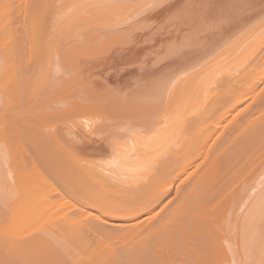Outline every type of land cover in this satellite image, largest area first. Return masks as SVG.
<instances>
[{"label": "bare ground", "instance_id": "6f19581e", "mask_svg": "<svg viewBox=\"0 0 264 264\" xmlns=\"http://www.w3.org/2000/svg\"><path fill=\"white\" fill-rule=\"evenodd\" d=\"M9 1L5 5L3 3V6H7L6 4L9 3L8 6L12 8L11 3L17 0ZM27 1L29 0L25 2ZM78 1L80 2V0H76L77 3H75L72 0L75 4H78ZM87 1L85 0L87 6L85 2H81L80 5H77L79 7L77 9H75L76 5L73 4V6L70 2L68 7L71 8L72 5V9H66L72 14H74L73 10L79 14V10L82 11L87 7L94 12L92 9L94 6L99 9L103 3H107L103 0L98 7L94 2L97 0L91 1L94 2L93 6L91 5L93 3L88 4L90 1L88 3ZM34 3L37 9L40 7H44V10L45 8L49 9L47 0H33L32 4ZM84 4L86 8L82 6ZM8 6L6 7L7 10L10 9ZM21 6L23 7V5ZM30 6L33 7L34 5L30 4ZM6 8L2 7L3 10H1L0 7V15L8 12L4 11ZM14 8L15 11H13ZM16 8V6L13 7L12 12H16ZM88 8L87 11L85 10L86 12H90ZM35 10L31 11L33 13L43 11L42 9L36 10L37 12ZM31 11L28 12L30 13L29 20L31 19L30 22L34 26L29 21L27 24L32 26L29 29H33L31 34L33 33L35 38L40 36L38 35L40 30L46 33L49 26L44 27L45 23H42V26L41 21L38 22L41 19L45 21L46 17L45 19L42 18L43 12L42 15L39 13V16L31 17ZM56 11L54 14H57ZM83 14L78 16L84 17ZM2 16H0V20L4 21L1 19ZM10 16L12 17L13 14ZM11 17L8 21L6 16L5 20L8 22L6 21L5 26L7 29H11L8 26L13 27V22L10 23L13 18ZM27 17H29L28 14ZM67 17L65 20H69V22L77 18L72 19L70 17L72 19L70 20ZM112 17L109 18L111 21L117 18L116 16ZM124 18L127 20V16ZM103 20L102 24H105L103 22H107V20ZM118 21L116 19V22L110 24H118ZM97 22L99 21L94 23ZM99 23L101 27L105 26H102L101 21ZM38 24L39 26H37ZM110 24L108 23V27ZM27 27L29 26L27 25ZM33 27L38 32L37 35ZM1 28L3 30L2 26ZM9 31L6 32L9 34ZM43 34L41 38H45L46 35L43 37ZM46 34L48 37V32ZM55 34L51 35V37L54 35V39ZM73 37L71 42L74 40ZM82 37L84 36L82 35ZM39 39L36 40L35 38L36 43L34 40L33 42L31 39L28 40L31 44H36L38 47L34 46V48L39 50L37 52L31 45V55L30 52L26 51L24 45L23 49L32 58L37 55L36 53L33 54V49L39 54L40 50L44 48L41 46L45 44L46 49L44 48L41 52L47 51V49L49 52L47 51V55L43 52L39 54L41 58L42 54L46 56L51 54L50 48L56 45L51 46L49 44L51 41L49 40L48 43L46 39H41L46 42L44 44L40 40L41 45L38 42ZM4 40L6 41L7 37ZM4 40L1 42L5 43ZM10 42L11 45H8V50L10 49L11 53L14 49L16 52L20 50L19 53L22 54L25 52L24 50L21 52L22 49L17 48L18 51L16 49L21 43L13 42L12 45V39ZM68 44L70 45V42ZM93 45H96L95 42ZM9 46L11 47L9 48ZM48 46L51 47L48 48ZM185 46L186 52L183 51L186 55L184 54L183 58L178 56L180 58L177 57L176 60L171 59L170 51L172 50L171 55L173 57V52L177 48L169 49V47L166 63L165 60L162 61L166 59L165 55L164 58H156L157 62L154 60L155 62L140 63L142 65L141 73L136 72L135 68L136 74L132 73V70H128L131 71L129 75L133 74V78L125 74L130 77L128 79L132 78V81L126 79L123 73L125 76L123 81L125 93L123 95L124 100L120 103L123 107L122 109L120 107L121 110L118 115L112 110L116 116L113 115V112H111L112 114L109 113L110 116L112 115L111 117L116 118L115 121L110 122L114 118L106 117L98 123L99 107L87 108L79 116L75 127L71 126V128H76L77 132L70 128V134L73 137L69 136L77 143L71 142V139H68L69 136L65 137L64 140L62 136L65 133L62 136L60 133L64 140L62 143L67 142L66 139H68V142L70 140L69 143L74 144L71 147L68 142V145L65 143L71 149L59 145V148L44 150V147L36 143L35 149L31 150V154L27 156V152L21 146L22 151H17L18 153L13 158L14 164H16H13L15 168L12 165V169L8 167L9 171L7 167L3 170L6 162L4 161L5 158L0 156V200L4 199L5 201L6 196L10 197L9 205L11 207L8 208L9 211L15 210L19 217L16 216L19 219L22 218L21 221L18 218L19 221H17L15 218L17 221H15L16 228L15 225L11 226V230L7 227L6 231H10L9 233L3 229L8 223L1 228V232L4 231L7 234L3 239H8L11 242V249L15 252L21 250L19 257L22 259L19 261L20 258L18 257L19 262L16 261V264H264V0H210L207 2L204 0H186ZM2 49L6 51L7 48ZM76 49L78 48L76 47ZM145 49L147 50L148 47ZM52 51L51 56H54L55 51ZM16 52H13L15 56L10 53L11 58L6 57V59H12L8 61L12 63L13 69L10 66V69H5L7 65L5 68L4 65L0 68L2 69L1 72H3V68L5 69L6 75L9 72L14 73L15 76L17 74L19 76V73L23 75L20 70H25H22V67L24 68L28 62L24 60L26 63H23L26 65L22 63L23 66L21 67L17 61L21 55ZM72 53L74 52L72 51ZM46 56L45 59H47ZM21 58L23 59V57ZM4 59L5 57L1 61ZM14 59L16 63H14ZM49 61L46 65H49ZM42 62L45 64L43 60ZM51 62L56 65V60ZM4 63L2 62V64ZM15 64L21 69H15L13 67ZM61 64L60 62L57 67L60 68ZM11 69L12 71L8 72ZM14 69L15 72L18 71L19 73L16 72L15 74ZM121 71L124 72V69ZM4 72L3 74H5ZM3 74L0 79L4 76ZM115 76L117 77V75ZM40 77L43 78V75ZM4 80L7 81L8 79L2 81L4 82ZM2 81L0 83L4 84ZM11 81L10 83L9 81L6 82V84L9 83L8 86L10 87L13 84ZM58 83L59 81L57 85ZM2 86L4 87V85ZM116 86L120 87L117 84ZM49 87L51 86L49 85ZM132 88L133 90H131ZM111 90L110 93L113 91ZM0 91L4 92V90ZM80 93L81 91L77 94L80 95ZM42 94L44 93L42 92ZM48 94L50 93L48 92ZM94 97L96 96L94 95ZM7 99L9 100V98ZM56 105L58 106L57 103ZM56 105L55 109L57 108ZM47 106L46 110L48 109ZM62 108L60 107V109ZM107 109L104 108V111L109 112ZM0 113L2 112L0 111ZM62 113L65 114V112ZM11 114L13 115V113ZM16 114L14 113V116ZM105 120L110 122L109 126L106 125ZM57 126V129H61ZM115 126L119 127L118 130ZM45 129L48 128L45 127ZM59 129L57 130L58 133ZM66 129L68 128L66 127ZM56 135L59 136V134ZM4 178L6 179L4 180ZM173 193L177 196L176 198H172ZM58 208L61 210L69 209L71 212L67 213L66 210V213L61 211V215L60 213H56V215L54 211H57ZM32 220L34 222L38 220V223L40 221L39 224L43 225H39L40 230H38L35 227L38 223L33 224L34 226L31 227L32 229L35 227L36 231L29 234L32 230L27 232L28 225H31ZM7 221L10 222L11 220ZM111 221H117L121 224L118 226L113 223L114 227L108 226L107 224ZM25 230L26 233L23 232L20 234L21 236H16L17 233L15 232L20 233ZM3 234L1 233V235ZM24 234L27 235L23 236Z\"/></svg>", "mask_w": 264, "mask_h": 264}, {"label": "rangeland", "instance_id": "374dc122", "mask_svg": "<svg viewBox=\"0 0 264 264\" xmlns=\"http://www.w3.org/2000/svg\"><path fill=\"white\" fill-rule=\"evenodd\" d=\"M1 1H4V0H1ZM0 1V7H1V10H3L2 9V7L3 8H6L8 5H9V3H7L6 5L7 6H3V3H4V5H5V3L6 2H10L9 0L7 1H4V2H1ZM14 1V0H13ZM19 1V2H18ZM22 0H17L16 2H12L11 3V7L13 6V7H17L16 8V12H12V10L11 9H13V7L12 8H10V6H8V8H10L9 10H7V8H6V10H4V11H8L6 14H13V18L10 16V15H6V14H4L3 12V14L2 15H4V16H2V15H0V16H2V20H4V21H1L0 20V50H2V51H0V54H1V56H0V68H2L3 67V65H4V68L6 67L5 65H7V68H5V69H8L9 68V66L11 67V65H12V63L11 62H9V61H11V60H9V59H6V57L7 58H11V54L13 53V52H16L15 51V49L13 50V52L11 53V51H10V49L8 50V45H11V42H10V40L12 39V45L14 44V43H21V45H18V47H16L17 46V44H16V49L18 48V49H22L21 50V52H23V50L25 51V49H23L24 48V45H25V48H26V51L27 52H30L31 51V45H33V43L31 44V42L30 41H28V40H30L31 39V41L33 42V40H34V42H35V38H36V40H37V38L39 39V44H41L40 43V40L41 39H46V42H50L49 44H51V46H53V45H55L54 47H51V48H53L52 50H54L55 52H54V56L52 55L51 56V54L53 53V51L51 50V48L48 46V48H50V52H51V54L49 53V55L48 56H46L48 53H47V51L49 52V49H47V51L45 50L43 53L44 54H46V55H44V54H42V56H43V58H42V56H41V58H40V55L39 54H41L42 52H41V50H44V48H45V44L44 43H46V42H43L44 40H41L42 42H43V44H44V46H41L43 49H41V47H39L41 50H40V52H39V54L37 53L38 51L34 48V46H36V44H34L33 45V48L37 51V52H35L34 51V49L32 50L33 51V54H37V55H35V56H37V57H35L34 55V57L32 58L30 55L32 54L31 52H30V55H29V53H27L26 51L25 52H23V54L22 53H19V51H18V49H17V51L18 52H16V53H19L18 55H21V56H19V58H17L18 60V63H20L21 64V67L23 66V65H26V64H24L23 62H25L26 63V61L28 62L27 63V65H28V68H26L27 67V65L26 66H24V68L22 67V70L23 69H25V70H23V71H21L20 69H21V67L20 68H18V66L15 64V65H13V67H15V69L17 68L18 70H20V72H23V75H21L18 71H16V72H18L19 73V76H18V74H17V76H15L14 75V73H10L9 71H12V69L11 70H8V72L9 73H7V75H6V73L4 72V68H3V72L5 73V74H3V72H1L2 71V69H0V76L3 74L4 76H2V78L3 79H8L7 81L6 80H4V82L2 81L3 79L1 78L0 79V81H2L4 84H2V83H0V85H1V89L0 90H4V92L3 91H0L1 93V95H0V111L2 112V113H0V131L2 132H0V153L1 152H3V153H1L0 154V156H1V158H5L6 160H8V161H6L5 159H4V161L6 162V166L5 167H3V170H4V168L6 169V167H7V169H8V171L10 170V169H12V167L14 166V165H16V164H14L15 163V160H13V158L16 156V153H18L17 151H22V149H20V147L22 146L23 147V150L24 151H26L27 152V156H29L30 154H31V150H33V149H35V147H36V143H38L40 146H42V147H44L43 149L44 150H50V149H53V148H59V145H62V146H64V147H66V148H68V149H71V147L74 145L73 143L75 142V143H77L76 141H74L72 138H70V136L71 137H73L70 133H71V130H74V131H76L77 129L75 128L74 129V125L76 124V122L78 121V118H79V116L82 114V113H84L86 110H87V108H90V107H93V106H95V107H99L98 109H99V114H98V116H99V118H97V121H98V123H100L101 122V120H104V118L106 119V117H108V118H110L111 116H110V114L109 113H111V112H113V111H115L117 114L116 115H118L119 114V112H120V110L122 109V107H123V105L122 104H120V103H122L123 102V100H124V93H125V91H124V80H125V76H126V74L128 75V76H130V77H132L133 78V74H131V75H129L130 73H131V71H128V70H132V73L134 72V74H136V72L138 71V73H141V70H140V68H142V62H151V61H154L156 58L157 59H160V58H164L163 56H165L167 53H168V48L169 49H172L173 47V49H175V48H177V49H175V51H177L176 53H174L173 52V57H172V50L170 51V56H171V59L173 58V59H178V58H180V57H178V56H182L181 58H183V55L185 54L186 55V0H105V2H107V3H101L103 0H97V1H94V2H96L95 3V5H97L98 7L102 4L103 5V8H101V6H100V8L98 9V8H95V6H94V8H92V9H94V12L92 11V10H89V8H88V10L91 12H86L87 11V8H86V6H87V4H86V2H85V0H80V2L78 1V4H75V3H77L76 2V0H74V2H72V0H47V7L49 8V9H47V8H45V10H47L46 12H45V10H44V7L43 8H39V9H37L36 7V4L34 3V4H32V2H33V0H29V1H27V2H25L26 0H24V1H22ZM35 1V0H34ZM87 1V0H86ZM88 1H90V3H88ZM87 1V3L88 4H91V3H93V4H91L92 6L94 5V2H91V1H93V0H88ZM99 1V3H97ZM161 1V2H160ZM204 1H210V0H204ZM211 1H215V0H211ZM24 2V3H23ZM31 5H34L35 6V8H34V6L33 7H31L30 6V4ZM70 2H72V5L74 4V5H76L75 7V9H77V8H79L77 5H80V3L82 2H85V4H86V6H85V4L84 5H82V6H84V8H86V9H82L81 8V6H80V8L82 9V11L81 10H79L80 12H79V14L81 15V14H83V13H85V14H83L84 15V17H80V16H78L79 14H78V12H74V10H73V13L76 15H74V14H72V12L70 11L69 12V10H71L72 9V5H71V8L70 7H68V6H70ZM19 3H22V4H19ZM26 3H27V5H29L28 6V8H30V9H28L27 8V5H26ZM49 3V4H48ZM101 3V4H100ZM112 3V4H111ZM17 4V5H16ZM69 4V5H68ZM158 4V5H157ZM15 5V6H14ZM19 5H20V7H19ZM21 5H23V7L21 6ZM73 5V6H74ZM90 5V7H92ZM107 5V6H106ZM110 5H113V6H110ZM157 5V6H156ZM50 6V7H49ZM109 6L111 7L110 9H112V11H110V9H109ZM18 7H19V9H18ZM21 7H22V9H21ZM105 7H107V8H105ZM113 7V8H112ZM35 10H37V11H39V10H43L42 12H43V15H42V12L40 11V12H38V13H33V11H31V10H33V9ZM54 8H55V10H57L56 11V13L57 14H54L55 13V10H54ZM66 8H68V9H66ZM142 8V9H141ZM148 8V9H147ZM152 8V9H151ZM139 9V10H138ZM1 10H0V12H1ZM11 10V11H10ZM20 10V11H19ZM35 10V11H36ZM86 10V11H85ZM107 10V11H106ZM136 10V11H135ZM138 10V11H137ZM149 10V11H148ZM13 11H15V8H14V10ZM32 12L31 13V17L32 16H37L39 13H41V15H42V18H44L45 19V17H46V19H45V21L44 20H39L38 22L40 23V21H41V23L40 24H42V23H45L44 24V27H47V25L49 26V28H47L46 29V33L48 32V37H47V34L46 33H44L45 31H44V27H43V31L44 32H42V30H40V34H38V32L36 31V29H35V27H33L34 29H35V32H36V35L38 34V35H40L39 37H35L34 38V36L31 34V32H33L31 29H29V28H31L32 26L31 25H33L31 22H30V20H29V18H30V13H28V12ZM34 11V12H35ZM36 11V12H37ZM52 11V12H51ZM76 11V10H75ZM84 11V12H83ZM46 14H45V13ZM82 12V13H81ZM53 13V14H52ZM78 15H77V14ZM111 13L112 15H114V16H119V17H115L116 19H117V23L118 24H115V23H113V24H110L111 22H116V19H113V20H115V21H111L109 18H111L112 17V15L109 14ZM16 14V15H15ZM27 14H28V16L29 17H27ZM35 14V15H34ZM44 14H45V16H44ZM50 14V15H49ZM66 14V15H65ZM67 14H69L68 15V17L70 18H74V17H80V18H82V19H77V18H74V20L72 21V22H69V20H65L66 19V17H67ZM107 14V15H106ZM117 14V15H116ZM131 16H130V15ZM7 16V20L9 21V17H11L12 18V20H11V22L10 23H12L13 22V27L12 26H8V27H11V29H10V31H9V29H7L6 28V23L8 22L7 20H5L6 19V16ZM40 15V16H41ZM53 15V16H52ZM71 15V16H70ZM101 15H102V17H101ZM9 16V17H8ZM39 16V15H38ZM44 16V17H43ZM50 16V17H49ZM66 16V17H65ZM106 16V17H105ZM111 16V17H110ZM114 16L112 17V18H114ZM125 16H127V20H126V18H124ZM130 16V17H129ZM144 16V17H143ZM5 17V18H4ZM67 17V19H69ZM128 17H129V19H128ZM4 18V19H3ZM70 18V20H72ZM103 21H105V20H107V22L110 24V29H109V27H108V23L107 22H103V23H105V24H102V20ZM120 18V19H119ZM138 18V19H137ZM33 20H34V18H32ZM40 19V18H39ZM35 20H38V18H35ZM101 21V24H102V26H104V27H101V25H100V23L99 22H97V23H99V24H97V23H94V22H96V21ZM109 20V21H108ZM120 20H122L121 22H120ZM127 21V22H125V21ZM7 21V22H6ZM31 23V25L30 24H27V23H29V22ZM68 21V23H66ZM124 21V22H123ZM3 22V24H1ZM35 23L37 22V21H34ZM47 22V23H46ZM10 23H8L9 25H10ZM34 23V24H35ZM106 23H107V26H106ZM7 24V25H8ZM93 24V25H92ZM120 24V25H119ZM122 24V25H121ZM27 25L29 26V27H27ZM91 25H92V27H91ZM95 25H96V28H95ZM98 25V26H97ZM113 27H112V26ZM117 25H118V27H117ZM126 25V26H125ZM164 25V26H163ZM1 26L3 27V30H2V28H1ZM31 26V27H30ZM34 26V25H33ZM36 26V25H35ZM37 26H39V24L37 25ZM42 26H43V24H42ZM4 27H5V29H4ZM90 27V29H88ZM99 27V28H98ZM116 27V28H115ZM121 27V28H120ZM27 28H28V30H27ZM101 28H103V29H101ZM104 28H106V29H104ZM49 29V30H48ZM9 31V34H8V32H6V31ZM30 30V31H29ZM37 30H39V29H37ZM51 30V31H50ZM88 30V31H87ZM112 30V31H111ZM2 31H4V32H2ZM29 31V32H28ZM53 31V32H52ZM95 31V32H94ZM104 31V32H103ZM114 31V32H113ZM12 32H14V34H11L10 35V33H12ZM51 32V33H50ZM100 32V33H99ZM131 32V33H130ZM26 33H27V36H29L30 37V39H29V37H27L26 36ZM44 33V34H43ZM53 33H56L55 34V39H54V35H53V37H51V35L53 34ZM81 33V34H80ZM92 33V34H91ZM98 33V34H97ZM111 33V34H110ZM147 33V34H146ZM35 34V33H34ZM42 34H43V37H44V35H46L45 36V38H41V36H42ZM94 34V35H93ZM104 34V35H103ZM116 34V35H115ZM3 35H6V36H3ZM8 35V36H7ZM10 35V36H9ZM13 35H16V36H13ZM35 35V36H36ZM49 35H50V37H49ZM78 37H77V36ZM82 35L84 36V37H82ZM108 35V36H107ZM26 36V37H25ZM73 36H75V37H73ZM86 36V37H85ZM90 36V37H89ZM119 36H121V37H119ZM6 37H7V40L5 41L4 40V38L6 39ZM15 37V38H14ZM60 38L59 40L57 39V38ZM69 37V38H68ZM73 37V39L74 40H72V42H71V38ZM97 37V38H96ZM100 37H101V39H100ZM104 37V38H103ZM33 38V39H32ZM76 38V39H75ZM80 38H81V41H80ZM94 38V39H93ZM16 39H18V40H16ZM68 39H70V40H68ZM89 39V40H88ZM1 40H4L5 41V43H3V41L1 42ZM15 40V41H14ZM50 40V41H49ZM54 41V44H53V41ZM56 40V41H55ZM66 40H68L67 41V43H66ZM77 40V41H76ZM79 40V41H78ZM100 40H101V42H100ZM103 40V41H102ZM122 40V41H121ZM8 41V42H7ZM23 41V42H22ZM64 41V42H63ZM93 41V42H92ZM129 41V42H128ZM7 42V43H6ZM14 42V43H13ZM29 42H30V46L28 45L29 44ZM38 42H37V45H38ZM58 44H57V43ZM70 42V45L68 44ZM79 42V43H78ZM94 42H95V44L96 45H93L94 44ZM3 43V44H2ZM8 43H10V44H8ZM36 43V42H35ZM60 43V44H59ZM92 43V44H91ZM109 43V44H108ZM131 43V44H130ZM175 43V44H174ZM2 44V45H1ZM68 44V45H67ZM78 44V45H77ZM84 44H85V46H84ZM87 44H88V46H87ZM117 44V45H116ZM130 44V45H129ZM136 44V45H135ZM4 45H7V46H4ZM42 45V44H41ZM48 45V44H47ZM46 45V46H47ZM62 47H61V46ZM77 45V46H76ZM91 45H92V47H91ZM159 45V46H158ZM174 45H177L176 47L174 46ZM21 46H23V47H21ZM79 46V47H78ZM97 46V47H96ZM181 46V47H180ZM183 46V47H182ZM4 47H6L7 49H6V51H5V49H2V48H4ZM11 46H9V48H10ZM28 47V48H27ZM36 47H38V46H36ZM71 47V48H70ZM76 47L78 48V49H76ZM148 47V49L146 50L145 48H147ZM151 47V48H150ZM30 48V49H29ZM55 48V49H54ZM57 48H58V51H57ZM61 48V49H60ZM63 48V49H62ZM69 48V49H68ZM73 48V49H72ZM112 48V49H111ZM27 49H29V50H27ZM38 49V48H37ZM46 49V48H45ZM179 49H182V50H179ZM59 50H60V52H59ZM69 50V51H68ZM83 50H85V51H83ZM145 50V51H144ZM168 50V51H167ZM185 52H184V51ZM7 51H9V52H7ZM63 52V54H62V52ZM68 51V52H67ZM70 51H71V53H72V51L74 52V53H70ZM95 51V52H94ZM122 51H123V53H122ZM6 52V53H5ZM56 52H57V56H56ZM75 52H79V53H75ZM88 52V53H87ZM94 52V53H93ZM121 52V53H120ZM180 52V53H179ZM4 53H5V55H4ZM11 53V54H10ZM25 53H26V55H25ZM82 53V54H81ZM15 53H13V55H14ZM62 54V55H61ZM72 56H70V55ZM108 54V55H107ZM136 54V55H135ZM161 54V55H160ZM169 54V53H168ZM167 54V55H168ZM10 55V56H9ZM30 57H29V56ZM67 55H68V57H67ZM106 55V56H105ZM167 55L165 56V58L167 57ZM184 55V56H185ZM9 56V57H8ZM15 56V55H14ZM13 56V57H14ZM16 56H17V54H16ZM27 56V57H26ZM46 56V58L48 59V58H50V59H48V60H50L49 61V65H46V63L48 62V60L47 59H45L44 57ZM61 56V57H60ZM76 56V57H75ZM81 56H83V57H81ZM169 56V55H168ZM5 57V59H6V61H4V60H2L1 61V59L2 58H4ZM12 57V58H13ZM18 57V56H17ZM21 57H23V59L21 58ZM65 57V58H64ZM71 59H70V58ZM127 57V58H126ZM175 57V58H174ZM178 57V58H177ZM14 58H16V57H14ZM36 58V59H35ZM39 58H40V60H39ZM51 58H52V60H51ZM54 58V59H53ZM78 58V59H77ZM91 58V59H90ZM98 58V59H97ZM122 58V59H121ZM21 59V60H20ZM33 59H34V62L32 63V61H33ZM58 59V60H57ZM61 59V60H60ZM66 59V60H65ZM101 59V60H100ZM149 61H148V60ZM156 59V60H157ZM9 60V61H8ZM24 60H26V61H24ZM28 60H30V61H28ZM32 60V61H31ZM37 60V61H36ZM42 60L45 62V64L42 62ZM46 60H47V62H46ZM55 60H56V65H55V63L53 64L51 61H53V62H55ZM60 60V61H59ZM79 60H81V61H79ZM92 60H94V61H92ZM105 62H104V61ZM147 60V61H146ZM155 60V61H156ZM165 60V63H166V60H168L167 58L166 59H163L162 61H164ZM14 61V63H16L15 62V59L13 60ZM12 61V62H13ZM59 61V62H58ZM65 61V62H64ZM78 61V62H77ZM90 61V62H89ZM154 61V62H155ZM158 61V60H157ZM156 61V62H157ZM161 60H160V62H162ZM2 62H5L4 64H2ZM6 62H7V64H6ZM39 62V63H38ZM60 62L62 63L61 64V69L59 68V67H57V66H59L60 65ZM68 62V63H67ZM82 62H85V63H82ZM17 63V64H18ZM22 63H23V65H22ZM29 63H31V64H29ZM42 63V64H41ZM52 63V64H51ZM59 63V64H58ZM87 63H89V64H87ZM141 63V64H140ZM153 63V62H152ZM151 63V64H152ZM19 64V65H20ZM40 66H39V65ZM67 64V65H66ZM81 64H82V67H81ZM84 64V65H83ZM2 65V66H1ZM41 65H43L42 67H41ZM54 65H55V67H54ZM64 65V66H63ZM88 65V66H87ZM133 65H135V66H133ZM141 65V66H140ZM49 67V69H47V67ZM100 66V67H99ZM111 66V67H110ZM65 68V69H62V68ZM102 67V69H100ZM105 67V68H104ZM109 67V68H108ZM119 67H121V68H119ZM124 67V68H123ZM139 67V68H138ZM34 68V69H33ZM38 68V69H37ZM46 68V69H45ZM99 68V69H98ZM111 68V69H110ZM112 68H114V69H112ZM130 68H133V69H130ZM134 68H135V70H136V72H135V70H134ZM10 69V68H9ZM15 69H14V71L13 72H15ZM30 69V70H29ZM43 69V70H42ZM94 69H97V70H94ZM105 69V70H104ZM120 69V70H119ZM124 69V72H122L121 70H123ZM36 70V71H35ZM38 70H39V73H38ZM46 70H51V72H48V71H46ZM56 70V71H55ZM75 70V71H74ZM82 70V71H81ZM103 72H102V71ZM108 70V71H107ZM112 70V71H111ZM118 72H116V71ZM134 70V71H133ZM27 71V72H26ZM31 71H34L33 73L31 72ZM53 71V72H52ZM99 71V72H98ZM114 71V72H113ZM120 71V72H119ZM127 71V72H126ZM168 71V70H167ZM6 72H7V70H6ZM16 72H15V74H16ZM26 72V73H25ZM62 74H61V73ZM63 72H65V73H63ZM75 72V73H74ZM97 72V73H96ZM108 72V73H107ZM111 72V73H110ZM130 72V73H129ZM26 74V76H25V74ZM32 75H31V74ZM43 73V74H42ZM77 73V74H76ZM87 73V74H86ZM103 73V74H102ZM120 73V74H119ZM122 73V74H121ZM125 74V76H124V74ZM11 76H10V75ZM12 74H13V76H12ZM38 74V75H37ZM43 75V78L42 77H40V76H42ZM47 75V77H46V75ZM63 74H64V76H63ZM70 74V75H69ZM102 74V75H101ZM108 74H111V75H117V77L114 75V76H112V77H109V76H111V75H109L108 76ZM51 75H52V78H51ZM75 75V76H74ZM88 77H87V76ZM98 75V76H97ZM123 75V76H122ZM5 76H8V77H6L5 78ZM22 76V77H21ZM31 76V77H30ZM34 76V77H33ZM45 76V77H44ZM57 76V77H56ZM70 78H69V77ZM73 76V77H72ZM99 76H101V77H99ZM103 76V77H102ZM106 78H108L105 82H104V80L106 79ZM121 76V77H120ZM128 76H126V79H128V78H130V77H128ZM11 77V78H10ZM17 77V78H16ZM18 77H19V79H21V80H19L18 79ZM29 77V78H28ZM65 77V78H64ZM84 77V78H83ZM92 77V78H91ZM96 77H98V78H100V79H96ZM116 77V78H115ZM25 78H26V81H25ZM34 78V80H32ZM38 78H39V80H38ZM47 78V79H46ZM77 78V79H76ZM79 78V79H78ZM89 80H87V79ZM96 80H95V79ZM111 78V80H109ZM114 78V79H113ZM119 78V79H118ZM128 79V80H133V79ZM12 81H11V80ZM16 79V80H15ZM18 79V80H17ZM30 79V80H29ZM56 79V80H55ZM64 79V80H63ZM69 79V80H68ZM85 79V80H84ZM91 79V80H90ZM116 79V80H115ZM118 79V80H117ZM37 80L39 81L38 82V84H39V86H38V84H37ZM43 80V81H42ZM53 80V81H52ZM55 80V81H54ZM80 80V81H79ZM82 80V81H81ZM84 80V81H83ZM102 80V81H101ZM8 82L9 81V83H10V81H11V83H13V84H11V87L10 86H8L9 85V83L8 84H6V82ZM16 81V82H15ZM36 83V86H38V87H36L35 86V83ZM46 81H47V83H46ZM59 81V83H58V85H57V82ZM74 81V82H73ZM94 81V82H93ZM113 81H115V82H113ZM121 81V82H120ZM19 82V83H18ZM21 82H24V83H21ZM63 82V83H62ZM77 82H80V83H77ZM88 82V83H87ZM92 82V83H91ZM118 82V83H117ZM26 83V84H25ZM41 83H42V85H41ZM75 83V84H74ZM108 83V84H107ZM115 85H114V84ZM20 84H22V85H20ZM32 84H34V85H32ZM48 84V85H47ZM56 84V86H54V85ZM61 84H62V86H61ZM116 84L118 85V86H120V87H117L116 86ZM2 85H4V87L2 86ZM7 85V86H6ZM46 87H45V86ZM49 85L51 86V87H49ZM68 85H70V86H68ZM80 85V86H79ZM97 85V86H96ZM108 85V86H107ZM110 85V86H109ZM114 85V86H113ZM41 86V87H40ZM53 86H54V88H53ZM59 86V87H58ZM107 86V87H106ZM115 86H116V88H115ZM8 89H7V88ZM44 87V88H43ZM62 87V88H61ZM78 87V88H77ZM86 87V88H85ZM6 88V89H5ZM48 88V89H47ZM77 88V89H76ZM93 88V89H92ZM98 88V89H97ZM120 88V89H119ZM39 89V90H38ZM46 89V90H45ZM51 89V90H50ZM56 89V90H55ZM58 89V90H57ZM65 89V90H64ZM79 89H80V91H81V93H80V95H78L79 94ZM91 89V90H90ZM110 89H112L111 91V93H110ZM6 90H9V91H6ZM19 90V91H18ZM45 90V91H44ZM71 90V91H70ZM84 90H85V92H84ZM131 90H133V88L131 89ZM21 91V92H20ZM34 91H36V92H34ZM69 91V92H68ZM79 91V92H78ZM95 91V92H94ZM100 91H103V92H100ZM121 91V92H120ZM42 92L45 94V93H47L45 96H44V94H42ZM48 92L50 93V94H48ZM64 92V93H63ZM78 94H77V93ZM84 92V93H83ZM87 92V93H86ZM4 93V94H3ZM15 93V94H14ZM19 93V94H18ZM94 93V94H93ZM101 93V94H100ZM106 93V94H105ZM7 94H8V96H7ZM37 94V95H36ZM39 94V95H38ZM60 94V95H59ZM78 96H77V95ZM105 94V95H104ZM31 95V96H30ZM47 95H49V96H47ZM87 95H89V96H87ZM94 95L96 96V97H94ZM101 97H100V96ZM108 95V96H107ZM112 95V96H111ZM2 96V97H1ZM5 96H6V98H5ZM39 96H42V97H39ZM47 96V97H46ZM54 96H55V98H54ZM77 96V98H75ZM79 96H80V99H79ZM93 96V97H92ZM97 96H99L98 98H97ZM45 97V98H44ZM82 97V98H81ZM7 98H9V100L7 99ZM35 98V99H34ZM69 99V101H68V99ZM90 98V99H89ZM93 98V99H92ZM111 98V99H110ZM113 98V99H112ZM116 100H115V99ZM66 99H67V102H66ZM78 99V100H77ZM88 99V100H87ZM109 99H110V101H109ZM35 100V101H34ZM45 100V101H44ZM64 100H65V103H64ZM92 100V101H91ZM93 100H95V101H93ZM104 100V101H103ZM106 100V101H105ZM11 101H13V102H11ZM37 101V102H36ZM44 101V102H43ZM103 101V102H102ZM119 101V103H117ZM48 102V103H47ZM60 102H62V103H60ZM89 102H92V103H89ZM106 102V103H105ZM109 102H110V104H109ZM2 103V104H1ZM41 103V104H40ZM46 103V104H45ZM54 103H55V105H56V103L58 104V106L56 105V107L57 108H59V109H55V105H54ZM60 103V104H59ZM67 103V104H66ZM83 103V104H82ZM97 103H99L100 105H98ZM103 103V104H102ZM105 103V104H104ZM43 104V105H42ZM50 104H52V105H50ZM62 104V105H61ZM66 104V105H65ZM46 105H48L47 106V110H46ZM50 105V106H49ZM54 105V106H53ZM118 107H116V106ZM42 106V107H41ZM62 108H64V110H63V108L62 109H60V107ZM5 107V108H4ZM45 107V108H44ZM52 107V108H51ZM120 107H121V109H120ZM10 108V109H9ZM39 108V109H38ZM103 108V109H102ZM104 108H108L107 110L109 111V112H107L106 110L104 111ZM117 108V109H116ZM4 109V111H2ZM51 109V110H50ZM7 110H9V111H11V112H9V111H7ZM13 110V111H12ZM54 112H53V111ZM60 110V111H59ZM113 110V111H112ZM20 111V112H19ZM39 111V112H38ZM43 113H42V112ZM104 111V112H103ZM8 112V113H7ZM16 112H17V114H16ZM45 112V113H44ZM62 112H65V114L64 113H62ZM11 113H13V115L11 114ZM14 113L16 114V116H14ZM19 113V114H18ZM67 113V114H66ZM104 113V114H103ZM63 114V115H62ZM76 114V115H75ZM109 114V115H108ZM112 114V113H111ZM20 115V116H19ZM21 115H23V116H21ZM113 115H115L114 114V112H113ZM115 115V116H116ZM4 116V117H3ZM7 116V117H6ZM19 116V117H18ZM74 116V117H73ZM112 118H114V119H112ZM111 119H112V121H110V122H113V121H115V117L113 116V117H111ZM100 120V121H99ZM108 120V119H107ZM107 120H105V122L107 121ZM59 121V122H58ZM109 121V120H108ZM3 122V123H2ZM110 122H106V125H108L109 126V123ZM61 123V124H60ZM108 123V124H107ZM3 127H2V126ZM5 125V126H4ZM7 125V126H6ZM58 125V126H57ZM63 125H65V126H63ZM111 125V124H110ZM118 126H119V124H117ZM116 125V126H117ZM56 126L57 127H60L61 129H59V133H58V129L56 128ZM62 126V127H61ZM71 126H74V127H72L71 128ZM115 126V127H116ZM5 127V128H4ZM45 127L46 128H48L47 130L45 129ZM66 127L68 128V129H66ZM51 128V129H50ZM70 128H71V130H70ZM118 128L119 127H116V130H118ZM5 129H7V130H5ZM17 129V130H16ZM57 129V130H56ZM62 132H61V131ZM70 130V131H69ZM14 131V132H13ZM68 131H69V133H68ZM77 132V131H76ZM60 133H61V136L65 133V135L64 136H62V137H64L63 139L65 140V137H68L69 135V137H68V139H71V142L73 141V145L71 144V143H69L70 142V140H69V142H68V139H66L67 140V142H68V144H69V146H71V147H69V146H66V144H67V142L65 141V143H62V142H64V140L62 139V137L60 136ZM56 134H59V136H57ZM3 136H4V138H3ZM28 136V137H27ZM17 137V138H16ZM6 138V139H5ZM2 139H3V141L5 142V144H3L4 142L2 141ZM74 139H76V138H74ZM19 140H21V141H23V142H21V141H19ZM27 140V141H26ZM61 140V141H60ZM28 141H30V142H28ZM27 142V143H26ZM23 143V144H22ZM31 143V144H30ZM1 144H2V146H1ZM29 144H30V146H29ZM63 144H65V145H63ZM67 144V145H68ZM5 145V146H4ZM7 147V148H6ZM31 147V148H30ZM4 148H5V150H4ZM6 149L8 150L7 152H6ZM20 149V150H19ZM30 149V150H29ZM5 153V154H4ZM7 154H9V155H7ZM12 155V156H11ZM11 157V158H10ZM2 160V162H3V159H1ZM9 162V163H8ZM12 162V163H11ZM8 164V165H7ZM14 164V165H13ZM13 165V166H12ZM10 169H9V168ZM13 168H15V166L13 167ZM6 172H7V170H5ZM6 178H4V180H5ZM3 180V181H4ZM5 183H6V181H4ZM176 198L177 196L173 193V196H172V198ZM6 198V202L4 201V199L3 200H0V260L1 259H3L2 261H0V264H16L17 262H19L22 258H20L19 256L21 255V250H18V252H17V250H16V252H15V250L13 251L11 248V246H10V244H11V242L10 241H8V239H3V237H5V235L7 236V234L5 233V232H7L6 230H7V227H8V229L9 230H11V226L13 225H15V228H16V223H15V221L17 220V221H19L20 219H22V218H18L19 217V215L17 214V212L14 210H12L11 209V211H9L10 209H8L9 207H11V205H9L10 204V197L8 198L7 196L5 197ZM8 199V200H7ZM175 200V199H174ZM7 201H9V202H7ZM7 203H8V205H7ZM13 204V203H12ZM3 206V207H2ZM55 209H57V208H55ZM54 209V210H55ZM53 210V211H54ZM59 210V211H58ZM58 212L55 210L54 211V213L56 214H59L60 213V215H61V211H62V213H64L63 211H65V213H66V210L67 209H60V208H58ZM52 211V210H51ZM50 211V212H51ZM52 211V212H53ZM13 212V213H12ZM20 212V211H19ZM68 212H71L69 209L67 210V213ZM16 213V214H15ZM53 213V214H54ZM14 215L13 217L12 216H10V215ZM56 214V215H57ZM18 217H17V216ZM10 218H9V217ZM16 216V217H15ZM20 216H21V214H20ZM12 217V218H11ZM15 218H16V220H15ZM19 220H18V219ZM11 220L10 222H8L7 220ZM14 219V220H13ZM3 220V221H2ZM43 220H45V219H43ZM43 220H42V222H43ZM16 221V222H17ZM21 221V220H20ZM46 221V220H45ZM41 222V223H42ZM6 223H8V224H6ZM11 223H13V224H11ZM15 223V224H14ZM36 223H38V220H35V222H34V220H32V222H31V225L29 224L28 226H29V229L27 230V228H26V230H27V232H29L30 230H32V232H29V234H32L33 233V231H36V229H38V230H40L38 227H39V223H40V221H39V223H38V225H36ZM116 225H118L119 226V224H121L120 222H117V221H111V222H109L107 225L108 226H112V227H114V224ZM5 224H6V228H3L4 229V231H2L1 232V228L3 227V225H4V227H5ZM11 224V225H10ZM18 224V223H17ZM36 225L35 227H36V229H32V227L34 226V225ZM110 224V225H109ZM113 224V225H112ZM9 225H10V227H9ZM43 225V224H42ZM42 225H40V226H42ZM32 226V227H31ZM30 227H31V229H30ZM15 228H14V230H15ZM115 228H116V226H115ZM2 229V230H3ZM13 229V228H12ZM26 230L25 231H22V232H15V233H17V235L16 236H21L20 234H22L23 232L24 233H26ZM37 230V231H38ZM10 232V231H9ZM9 232H7V233H9ZM12 232H13V230H12ZM1 233H4L3 235H1ZM14 233V234H15ZM25 235H27V234H24L23 236H25ZM3 244V245H2ZM10 246V247H9ZM6 248H9V249H6ZM13 253H12V252ZM12 253V254H11ZM16 253V254H15ZM19 254V255H18ZM11 255H12V257H11ZM18 255V256H17ZM16 256H17V258H16ZM18 257L20 258L19 259V261H18ZM16 258V259H15ZM4 261V262H3ZM17 261V262H16ZM10 262V263H9ZM13 262V263H12ZM15 262V263H14ZM23 262V261H22ZM18 264H23V263H18Z\"/></svg>", "mask_w": 264, "mask_h": 264}]
</instances>
